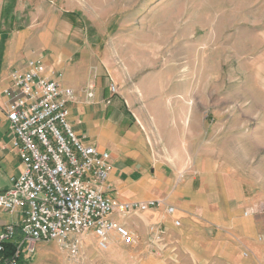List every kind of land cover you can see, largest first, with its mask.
I'll return each mask as SVG.
<instances>
[{
	"label": "rangeland",
	"instance_id": "1",
	"mask_svg": "<svg viewBox=\"0 0 264 264\" xmlns=\"http://www.w3.org/2000/svg\"><path fill=\"white\" fill-rule=\"evenodd\" d=\"M18 1L46 53L63 46L67 65L83 62L89 79L106 82L151 123L150 135L169 123L200 160L231 174L261 245L235 234L239 261L210 264H264V0ZM140 246L135 236L132 245L112 237L100 249L87 234L74 253L56 242L37 243L33 254L25 247L18 264H209Z\"/></svg>",
	"mask_w": 264,
	"mask_h": 264
},
{
	"label": "crops",
	"instance_id": "2",
	"mask_svg": "<svg viewBox=\"0 0 264 264\" xmlns=\"http://www.w3.org/2000/svg\"><path fill=\"white\" fill-rule=\"evenodd\" d=\"M18 5V0H0V194L10 187V178L22 171L17 152L10 148L5 119L8 100L3 92L9 86L10 72L24 69L28 59L37 58L59 70L61 86L73 91L67 107L76 134L110 156L105 196L120 203H159L126 218L113 214L139 246L176 248L210 264L218 259L239 261L235 234L247 236L251 247L261 245L253 240L258 231L255 219L241 214L242 194L230 173L214 161L200 160L180 139L186 137L185 131L175 133L169 123L159 122V132L150 135L151 123L126 99L109 94L106 82L89 79L83 62L67 65L72 54L63 46L46 53L40 42L44 38L30 18L20 16ZM92 82L93 96L87 98L86 86ZM244 205L245 210H253L254 203ZM20 220V213L9 214L0 207V233ZM154 235L159 239L154 241Z\"/></svg>",
	"mask_w": 264,
	"mask_h": 264
},
{
	"label": "built area",
	"instance_id": "3",
	"mask_svg": "<svg viewBox=\"0 0 264 264\" xmlns=\"http://www.w3.org/2000/svg\"><path fill=\"white\" fill-rule=\"evenodd\" d=\"M61 78L59 70L40 59H28L24 69L10 72L3 92L10 148L22 171L0 194L2 210L21 214L19 225L9 224L0 233V264H18L23 249L33 254L37 243L56 242L74 253L87 234L100 249L107 248L112 236L132 245L134 236L113 214L126 218L159 205L120 203L105 196L110 156L76 134L67 107L73 91L61 86ZM94 88L93 82L86 86L87 98ZM10 243L13 250L7 254Z\"/></svg>",
	"mask_w": 264,
	"mask_h": 264
},
{
	"label": "trees",
	"instance_id": "4",
	"mask_svg": "<svg viewBox=\"0 0 264 264\" xmlns=\"http://www.w3.org/2000/svg\"><path fill=\"white\" fill-rule=\"evenodd\" d=\"M12 250H13V244L12 243L7 244L5 246V253L10 254Z\"/></svg>",
	"mask_w": 264,
	"mask_h": 264
}]
</instances>
